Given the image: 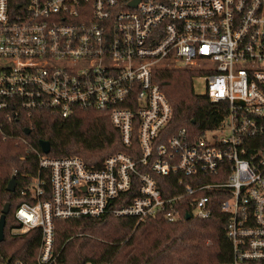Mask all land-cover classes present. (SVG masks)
<instances>
[{"label": "built area", "instance_id": "obj_1", "mask_svg": "<svg viewBox=\"0 0 264 264\" xmlns=\"http://www.w3.org/2000/svg\"><path fill=\"white\" fill-rule=\"evenodd\" d=\"M163 68L206 80L204 95L227 104L217 127L167 135L173 107L154 80ZM80 109L106 113L130 153L100 168L39 154L49 189L36 177V202L15 214L16 231H42L38 264H57V220H205L216 207L229 264H264V0H0V134L35 111ZM159 176L181 192L165 194Z\"/></svg>", "mask_w": 264, "mask_h": 264}, {"label": "trees", "instance_id": "obj_2", "mask_svg": "<svg viewBox=\"0 0 264 264\" xmlns=\"http://www.w3.org/2000/svg\"><path fill=\"white\" fill-rule=\"evenodd\" d=\"M195 77L196 71L186 68L154 72L155 82L173 107L168 136L180 129L199 135L217 127L227 112L225 102L212 103L206 95L195 93ZM32 117L7 122L4 130L8 138L0 134V217L5 204L11 203L5 240L0 246V264H38L42 231L33 228L16 232L22 224L15 214L21 204L36 202L29 190L36 177H43L49 189L48 172H40L41 141L50 142V157L79 156L96 168L118 151L130 153L122 143L119 130L102 111L80 109L62 118L55 112L40 110ZM26 129L31 132L27 134ZM14 175L16 191L8 192L7 186ZM157 179L165 194L181 192L174 189L175 176ZM129 195L127 203L137 194ZM227 221V215L218 207L205 220L188 219L185 212L175 222L161 215L138 222L133 217L113 214L57 220L54 252L57 264H229L232 242L227 235Z\"/></svg>", "mask_w": 264, "mask_h": 264}, {"label": "water", "instance_id": "obj_3", "mask_svg": "<svg viewBox=\"0 0 264 264\" xmlns=\"http://www.w3.org/2000/svg\"><path fill=\"white\" fill-rule=\"evenodd\" d=\"M31 131L30 129H26V133L29 134ZM40 146L42 149V152L45 154H49L51 151V145L50 142L47 140H43L40 142ZM17 188V180H16V176L14 175L8 186H7V191L8 192H15ZM10 208H11V203L7 202L2 210V215L0 217V246L1 243L5 240V228H6V217L10 212ZM191 216L188 215L187 218L189 219Z\"/></svg>", "mask_w": 264, "mask_h": 264}, {"label": "rangeland", "instance_id": "obj_4", "mask_svg": "<svg viewBox=\"0 0 264 264\" xmlns=\"http://www.w3.org/2000/svg\"><path fill=\"white\" fill-rule=\"evenodd\" d=\"M194 91L195 93L201 94V95H204L207 93V82L204 78H195ZM19 233H24V232H19Z\"/></svg>", "mask_w": 264, "mask_h": 264}]
</instances>
